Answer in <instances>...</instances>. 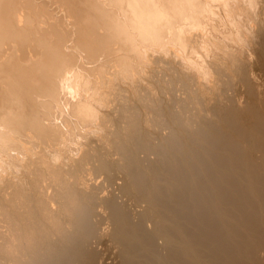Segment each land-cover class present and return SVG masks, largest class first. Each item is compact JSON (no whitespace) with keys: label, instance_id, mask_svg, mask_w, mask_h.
I'll use <instances>...</instances> for the list:
<instances>
[{"label":"bare ground","instance_id":"obj_1","mask_svg":"<svg viewBox=\"0 0 264 264\" xmlns=\"http://www.w3.org/2000/svg\"><path fill=\"white\" fill-rule=\"evenodd\" d=\"M0 264H264V0H0Z\"/></svg>","mask_w":264,"mask_h":264}]
</instances>
